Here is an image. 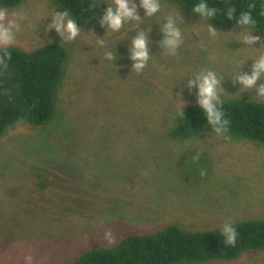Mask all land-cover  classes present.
Here are the masks:
<instances>
[{
	"label": "rangeland",
	"instance_id": "obj_1",
	"mask_svg": "<svg viewBox=\"0 0 264 264\" xmlns=\"http://www.w3.org/2000/svg\"><path fill=\"white\" fill-rule=\"evenodd\" d=\"M99 1L105 13L111 0ZM158 3L156 14L143 17L138 0H130L139 21L116 33L98 21L72 41L47 30L55 10L45 1L17 8L25 19L10 46L31 51L58 43L70 59L54 121L42 129L18 125L0 140V264H69L128 234L167 225L210 231L264 218V146L231 135L225 141L211 129L183 141L172 136L180 102L181 109L196 103L194 75L202 70L217 74L220 99L264 103L232 81L250 74L264 38L253 30L260 41L251 49L238 27L210 36L205 19ZM177 13L181 43L169 55L161 27ZM141 30L149 61L137 74L130 49ZM211 264H264V252Z\"/></svg>",
	"mask_w": 264,
	"mask_h": 264
},
{
	"label": "trees",
	"instance_id": "obj_2",
	"mask_svg": "<svg viewBox=\"0 0 264 264\" xmlns=\"http://www.w3.org/2000/svg\"><path fill=\"white\" fill-rule=\"evenodd\" d=\"M27 0H0V8L9 11ZM56 11H67L80 29H87L104 15L99 0H43ZM180 12L198 17L192 12L197 0H165ZM216 7L218 16L207 24L218 31L237 27L235 18L241 8L250 9L256 21L254 31L264 38V0H204ZM232 5L233 19L225 16ZM10 58L7 68L0 69V140L18 125L42 129L57 116V101L63 85L70 55L58 43H50L31 51L19 47L7 48ZM3 50H0L2 56ZM229 134L237 139L264 146V103L238 98L221 99ZM175 118L173 138L183 141L206 125L197 104L181 109ZM238 232L234 247L226 246L220 227L202 231L167 225L151 232L128 234L116 242L104 244L80 253L69 264H211L230 263L252 252H264V218L232 222Z\"/></svg>",
	"mask_w": 264,
	"mask_h": 264
},
{
	"label": "clouds",
	"instance_id": "obj_3",
	"mask_svg": "<svg viewBox=\"0 0 264 264\" xmlns=\"http://www.w3.org/2000/svg\"><path fill=\"white\" fill-rule=\"evenodd\" d=\"M104 3L106 5L105 13L102 18H99V23L101 27H105L106 25V28L113 33L119 32L122 24L125 22H136L142 18L135 15V5L129 7L130 0H111V3ZM138 3L144 12L143 17L153 16L160 9L158 0H138ZM252 6L248 4L246 10L241 8L238 17L235 18V25L239 30H245L241 37V43L249 48L260 41V36L252 34L256 24V21L252 19L250 13ZM234 11L236 9L232 5H229L225 12L226 18L233 19ZM192 12L200 19L203 18L210 21L213 16H218L219 10L216 7H210L204 0H197V3L192 8ZM24 19V13L19 9L9 11L6 8H0V50H3V54L0 56V69L7 68V60L10 58L7 48L15 42V33L20 31L21 22ZM177 20H181L178 13L176 17H167L165 19L166 22L161 27L163 46L169 55H175L176 49L181 43V32L176 26ZM49 29L54 30L57 35L63 37L66 41L76 39L81 31L76 20L71 18L67 11H56L51 16L50 22L47 25V30ZM207 31L210 36H215L217 29L209 23ZM146 43V35L142 30L138 31L136 36L131 40L130 59L133 61L131 70H135L137 74L144 70L149 61ZM261 46L256 48V50H259ZM104 58L111 61L113 59L112 50L106 51ZM194 77L196 104L202 112L206 125L210 127L212 133L217 137H221L225 141L230 140L229 120L225 118V113L222 110V101L218 94L222 92L219 88L220 79L214 71L208 69L196 73ZM261 78H264V52L258 54L255 60H252L250 74H235L232 81L235 84H239L240 89L254 90V96L256 98H264V82L259 85L256 84V81ZM192 86L193 81L189 80L187 87L191 89ZM181 108L182 104L180 102L179 113L183 116ZM199 159L200 154H194L191 157L192 164L197 165ZM199 175L204 177L206 170L200 168ZM220 235L223 237V243L226 246L234 247L236 245L238 232L232 222L225 221L221 225ZM25 259L30 261L31 257H26Z\"/></svg>",
	"mask_w": 264,
	"mask_h": 264
}]
</instances>
